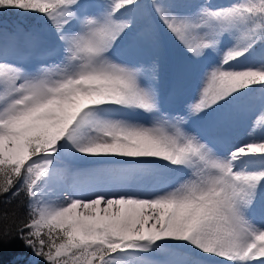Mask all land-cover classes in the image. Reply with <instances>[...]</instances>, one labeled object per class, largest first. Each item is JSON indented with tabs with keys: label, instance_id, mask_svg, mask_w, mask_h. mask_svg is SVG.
Here are the masks:
<instances>
[{
	"label": "snow or ice",
	"instance_id": "obj_1",
	"mask_svg": "<svg viewBox=\"0 0 264 264\" xmlns=\"http://www.w3.org/2000/svg\"><path fill=\"white\" fill-rule=\"evenodd\" d=\"M84 7L0 0V13L42 20L62 53L55 66L28 71L7 62L9 39L18 38L2 37L0 203L23 191L29 204L22 222L0 214V264L17 238L47 264H264V135L233 147L186 127L190 116L227 127L258 101L253 131L264 128V55L240 67L264 45V0L186 11L170 0ZM142 20L138 37L153 57L146 65L127 59ZM169 38L186 60L214 57L186 114L164 111L144 80L147 71L155 81L165 63L180 79L184 65L173 60ZM137 113L150 122L130 118ZM82 164L94 167H68ZM53 185L60 196H51ZM161 253L165 259L154 258Z\"/></svg>",
	"mask_w": 264,
	"mask_h": 264
},
{
	"label": "rangeland",
	"instance_id": "obj_2",
	"mask_svg": "<svg viewBox=\"0 0 264 264\" xmlns=\"http://www.w3.org/2000/svg\"><path fill=\"white\" fill-rule=\"evenodd\" d=\"M83 5L85 6L82 11L85 12H96L99 11V6L109 2V0H81ZM142 4L145 5L146 8H150L151 0H140ZM170 2L174 3L178 6V11H186L188 10V6L195 3H205L210 2L213 7L219 6H227L232 3L237 2V0H170ZM152 16H155V13H152ZM151 22V21H149ZM145 27V21H141L140 24L136 28L137 37L132 46L128 49L127 59L130 61L137 62L141 65H146L151 63L153 57L152 52L149 47V44L146 40H140L138 34L143 31ZM23 33L22 29L20 30ZM51 34V32H50ZM7 37H10L7 34ZM225 42H228L227 37L224 38ZM54 57H47L42 59L41 61L34 62H22V61H14V58L10 57L7 59L8 63L19 64L24 66L28 71H35L41 68L55 66V64L59 63L62 58V53L59 52ZM167 47L172 54L173 60H180L184 65V71L179 80L176 79L173 66L171 63H165L161 66L158 78L153 81L152 75L150 72L144 73V80L146 84L152 85L155 84L159 93V100L162 106V109L167 113H181L186 114L188 110V106L196 99L197 93L200 87V80L203 72L207 69V67L213 62L214 57L209 56L207 59H201L199 62L186 60L181 54L180 46L171 38L167 41ZM264 55V45L257 44L254 48L252 55L249 60L241 64L240 67H248L257 64L261 56ZM0 62H5V60H0ZM174 85L173 91L177 90V95L175 99L170 104L172 108H176V111L167 110L165 106L167 102L163 101V95L166 89H169ZM259 107L258 101L254 102L249 109V115L246 117L247 122L245 125H239L238 121L241 120V115L237 116V120L235 123L230 122L227 127L217 128L211 127L209 130L205 129L203 126L205 123L200 121L198 117L190 116L189 123L186 127L195 133H199L201 136L206 137L208 139L224 137L227 139L228 143L231 146H238L240 144L246 143L249 140H255L261 138L264 135V128H261L259 125H255V131H253L255 113L257 112ZM235 116V115H234ZM131 119L140 120L143 123H149V118L143 113L130 114ZM241 122V121H240ZM251 133V135H250ZM216 134V135H215ZM214 140V139H213ZM67 162V161H66ZM67 164V163H65ZM65 164L59 165V167H65ZM75 166V167H74ZM68 165L70 169L74 168H86V167H94V165ZM83 166V167H82ZM65 183H70V176L66 178ZM53 191L51 193L52 197L60 196L61 188L59 185H53ZM134 190V189H133ZM105 194V193H101ZM107 195H119L120 192H108ZM143 195L144 193H139ZM261 212L259 211V205H257V212L255 214V220L259 224L261 223ZM162 254V253H161ZM155 258V257H154ZM219 259V258H217Z\"/></svg>",
	"mask_w": 264,
	"mask_h": 264
},
{
	"label": "trees",
	"instance_id": "obj_3",
	"mask_svg": "<svg viewBox=\"0 0 264 264\" xmlns=\"http://www.w3.org/2000/svg\"><path fill=\"white\" fill-rule=\"evenodd\" d=\"M21 29L23 33L20 31ZM7 34L10 37L15 36L18 38L16 42L9 39L7 57L15 54L23 57L30 50H34L39 54L54 55L53 48L58 45L50 28L34 14L0 13V56H4L2 37L8 36ZM26 36L31 37L30 42L25 41ZM244 110L245 108H243ZM7 195L11 196L10 193ZM28 204L29 198L22 191L18 196L12 197L10 202L0 203V214L14 212L16 220L22 222L27 216ZM13 235H16L14 228ZM165 258L166 256L163 253L155 257V259L161 260ZM3 260L5 264L13 260L25 261L27 264H47L45 260L34 256L32 251L26 248L19 238L13 240L10 246L5 247Z\"/></svg>",
	"mask_w": 264,
	"mask_h": 264
}]
</instances>
